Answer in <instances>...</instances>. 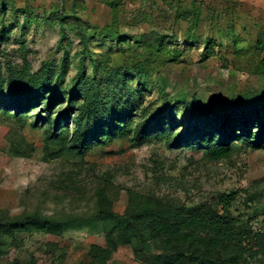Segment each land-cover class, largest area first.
Returning <instances> with one entry per match:
<instances>
[{
  "label": "rangeland",
  "instance_id": "374dc122",
  "mask_svg": "<svg viewBox=\"0 0 264 264\" xmlns=\"http://www.w3.org/2000/svg\"><path fill=\"white\" fill-rule=\"evenodd\" d=\"M5 1L7 28L0 42L5 76L9 66L37 72L47 66L61 70L65 63L63 75L56 71L49 89L54 91L59 84L69 91L83 60L88 75L98 65L102 90L109 76L113 83L125 84L115 85L122 92L119 98L130 91L138 93L132 100L139 104L134 116L154 112L168 97L178 102L180 123L174 127L180 131L198 104L218 108L244 93L264 92V49L258 45L259 38H264V0ZM195 8L202 12L198 25ZM63 15L68 16L64 22L60 20ZM78 25L91 36L85 56ZM109 28L119 30L121 40L103 35ZM153 32L167 36L168 48L182 51L177 60L169 58L174 52L167 56L162 51L147 53L142 36ZM209 38L214 51L205 59ZM139 63L145 65L144 73ZM6 89L7 84L2 91L5 98ZM48 94L53 96V92ZM63 98L53 105V117L66 107L67 96ZM38 109L39 105L28 109L23 120L0 114V213L90 215L101 188L121 213L130 191L186 203L236 191L233 214L255 229L264 228V149H238L228 158L208 160L202 150L171 148L165 138L139 143L128 135L75 153L49 139V126L36 122ZM138 120L134 118V123ZM62 125L69 141L73 118ZM94 244L105 246V235L88 227L62 234L24 233L8 242L1 264L31 258L38 264H98L88 255ZM108 264L158 263L150 255L137 254L131 245H123Z\"/></svg>",
  "mask_w": 264,
  "mask_h": 264
},
{
  "label": "trees",
  "instance_id": "16d2710c",
  "mask_svg": "<svg viewBox=\"0 0 264 264\" xmlns=\"http://www.w3.org/2000/svg\"><path fill=\"white\" fill-rule=\"evenodd\" d=\"M194 10L195 24L198 25L202 12L199 8ZM7 12L8 2L0 0V42L7 28ZM67 18L63 15L60 20L64 22ZM63 22L62 40L66 37ZM77 28L84 44L85 56L91 36L81 25ZM102 33L121 40L119 30L109 28ZM195 35L194 32L193 37ZM166 37L157 32L142 36L147 45L146 51L152 55L162 51L166 56L174 52L169 58L177 60L182 51L168 48ZM258 45L264 49V38H259ZM213 51L214 44L209 38L204 45V58H208ZM81 65L82 69L73 79L69 91L59 84L51 91V80L57 76L56 71H61L59 75H63L65 63L61 70L47 66L37 72L9 66L8 75L5 76L0 60V114L23 120L28 116V109L39 105L35 112L39 114L36 122L49 126L47 133L50 140L67 146L75 153L96 144H109L128 135L131 140L139 143L153 138H165L171 148L202 150L204 158L208 160L228 158L238 149H264V92L244 93L218 108L198 104L192 109L189 119L183 122L180 131L174 127L180 123L176 119L178 102H172L168 97L163 99L162 105L154 112L144 111L141 116H134V109L139 104L132 100L138 93L130 91L119 98L122 92L118 87L124 83H113L109 76L102 90L98 65L93 75L83 70V60ZM144 66L138 64V68H143V73ZM5 84L7 98L2 93ZM48 92H53V96ZM64 95L67 96L66 107L60 108V115L53 117V105L64 99ZM11 107H14L13 112ZM73 111L78 114L75 116ZM71 117L75 125L71 127L73 134L67 141L69 133L62 124H68ZM134 118L139 119L137 124ZM36 122L34 125H37ZM237 197L236 191L222 192L199 203H186L153 193L130 191L126 209L121 213L115 210L105 188H101L97 192L96 209L90 215L55 217L34 212L9 216L2 212L0 264L3 249L9 241H17L21 234H62L71 228L85 227L105 235L106 245H91L88 253L91 260L98 264H108L113 254L123 245H131L137 254L152 256L158 264H264V228L255 229L244 218L233 214L232 206ZM8 264L38 262L34 258L24 261L14 259Z\"/></svg>",
  "mask_w": 264,
  "mask_h": 264
}]
</instances>
